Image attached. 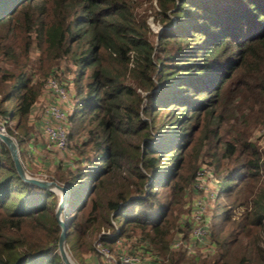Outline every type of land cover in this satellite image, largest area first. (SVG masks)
Segmentation results:
<instances>
[{
	"label": "trees",
	"instance_id": "16d2710c",
	"mask_svg": "<svg viewBox=\"0 0 264 264\" xmlns=\"http://www.w3.org/2000/svg\"><path fill=\"white\" fill-rule=\"evenodd\" d=\"M154 1L0 0V118L15 116L6 129L26 167L43 80L60 65L70 76L69 162L47 177L67 186L60 217L78 264L100 253L94 239L118 255L131 237L148 264H264V156L240 127L245 111L264 120V0ZM206 163L214 202H228L209 217L214 251L172 247L192 241ZM57 200L21 179L0 140V264H63Z\"/></svg>",
	"mask_w": 264,
	"mask_h": 264
},
{
	"label": "built area",
	"instance_id": "2783aa9c",
	"mask_svg": "<svg viewBox=\"0 0 264 264\" xmlns=\"http://www.w3.org/2000/svg\"><path fill=\"white\" fill-rule=\"evenodd\" d=\"M41 95L49 96L53 99L47 100L42 105L40 112L42 133L50 148L64 152L67 150L66 119L69 112L67 107L71 106L70 93L65 83L60 82L56 76L51 75L43 83ZM0 132L11 135L6 129V120L2 118H0ZM215 183L216 180L213 176L212 168L206 164L200 165L195 172L193 181L194 195L190 211L192 221L190 237L197 244L207 243L209 233L208 209L210 205L207 203L208 200L205 193ZM93 243L109 264H148V256L137 250L122 249L118 252V255H115L106 247L101 246L97 239H94ZM170 245L172 247L183 245L186 249L192 250L190 244L182 240L180 235L174 236Z\"/></svg>",
	"mask_w": 264,
	"mask_h": 264
},
{
	"label": "rangeland",
	"instance_id": "374dc122",
	"mask_svg": "<svg viewBox=\"0 0 264 264\" xmlns=\"http://www.w3.org/2000/svg\"><path fill=\"white\" fill-rule=\"evenodd\" d=\"M137 1H139V2H141L143 4L145 2H147V0H137ZM147 4L148 3H145L143 6H149ZM152 5L155 6V1L154 0H152ZM148 21H149V24H150L152 30L155 31V30L158 29L157 25L152 21V17H148ZM37 58H38V52L35 51L34 49H32L31 52H30V60L33 62ZM50 72L51 73L46 78H48L51 75L56 76L57 79L60 82L65 83L66 88L68 89V91L70 93V96H71L72 92H71V89H70L71 86L69 84L70 76H68V75H66L64 73L63 67L61 65L58 66V67L54 66L51 69ZM46 78L43 80V83L45 82ZM242 99H243V96H241L238 99L240 101L241 106L244 105L242 103ZM46 102H47V100L45 98H41L40 100H38V104H36L35 109H34L35 110L34 117H39V113H40V111L42 109V105L44 103H46ZM70 105H71V103H70ZM67 109L70 111L71 106H68ZM243 113L246 114L245 116L252 115V116L246 118L247 119L246 122H241V126L240 127H242V131H243V135H244L243 138L247 139V141H250V143H252L256 147V149L260 152V155L264 156V120L263 119L260 120L261 116L258 119H255L256 118V114H255L254 111H252V112L245 111ZM15 120H16V118H15V116H13V118L11 120H8L6 123L8 124V126L12 127L14 125V123H15ZM66 151L61 152V156H58V159H60V161H61V159H65L66 160L64 164L69 162L68 161L69 160V156H68ZM202 151L203 150H201V152ZM196 162L198 164H200V162H204V161L201 160V157H197ZM206 165H208V163H206ZM212 167L214 168V165ZM24 168L31 174L43 176L42 174H47L48 175L49 172H52L53 166L52 165L49 166L48 161L38 159L33 164H30V166L27 165ZM45 177H47V176H45ZM47 178H49V177H47ZM262 179H263V177L260 175L258 180L256 181V183L254 185H256V187H257ZM190 192H191V190L189 189V193ZM189 193H188V196H187V198H188L187 199L188 200L187 204L184 205L185 208L188 207V203H189L190 197L192 195L191 193L190 194ZM205 195H207V200H208L207 203H209V205H210V208L208 209V217H211V215L216 213V212L219 213L221 210H223V209H225L227 207L228 202L223 197V195L218 197L217 198L218 200H215V202H214V199H216V195H218V187L215 184L210 186V188H208V190L205 193ZM242 208H243V206H241L239 208V210L241 211ZM238 212L239 211L236 210V213H238ZM259 238H260V243L263 244L264 235L262 234V232H258V241H259ZM187 240H188L187 241L188 244H190L192 249H198V250H201V251L206 252V253H208V252L213 253V251H214V248H215L214 244H211L208 241H207V243L201 245V244H197L194 241H191L189 239H187ZM121 243L124 246H126V249L128 248L130 250H135V248H136L132 244L133 243V238L132 237L131 238H122V242ZM68 253H69V251H68ZM101 256H102V259H103V263L104 264H109L105 260V258H104V256L102 254H101ZM71 258L74 260V262L76 264H78V262L72 256H71ZM82 261H81V264H82Z\"/></svg>",
	"mask_w": 264,
	"mask_h": 264
},
{
	"label": "water",
	"instance_id": "95a60500",
	"mask_svg": "<svg viewBox=\"0 0 264 264\" xmlns=\"http://www.w3.org/2000/svg\"><path fill=\"white\" fill-rule=\"evenodd\" d=\"M0 140L7 146L11 159L13 161V165L22 180L49 189L57 195L58 200L53 209V215L55 217L57 224L60 227L58 240H57V251L60 257V261L63 264H76L74 260L71 258L70 254L68 253V249L66 247V242H65L66 239L65 225L60 217L61 209L65 205L67 199V186L58 182L54 178H47L45 176L34 175L29 173L24 168V165L20 159L18 147L14 138L9 134L0 132Z\"/></svg>",
	"mask_w": 264,
	"mask_h": 264
},
{
	"label": "crops",
	"instance_id": "0c3cea01",
	"mask_svg": "<svg viewBox=\"0 0 264 264\" xmlns=\"http://www.w3.org/2000/svg\"><path fill=\"white\" fill-rule=\"evenodd\" d=\"M41 98H45L46 100H53L49 96L40 95L38 97V100ZM38 100L35 102V104L32 106L31 114L29 116V121L33 122L34 128L39 133L36 139H33V137L28 141L26 144V160L25 164L26 166H30V164H33L36 162V160H45L48 161L49 166H54L55 163L59 162L60 159H58V156H61V151H58L56 149L50 148L47 145L46 139L42 133L41 130V124H40V118H35V106L38 104ZM38 106V105H37ZM40 114V113H39ZM65 159H61L60 163L64 164ZM67 164V163H66ZM43 176H49V174H42ZM121 245V243H118V247ZM83 264H104L103 259L100 253H94L89 252L85 253L83 255Z\"/></svg>",
	"mask_w": 264,
	"mask_h": 264
}]
</instances>
